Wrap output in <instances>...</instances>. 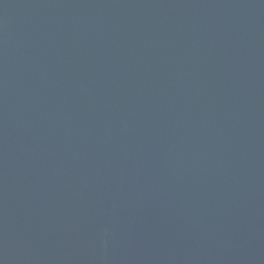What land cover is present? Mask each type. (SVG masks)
I'll use <instances>...</instances> for the list:
<instances>
[{"label": "water", "instance_id": "1", "mask_svg": "<svg viewBox=\"0 0 264 264\" xmlns=\"http://www.w3.org/2000/svg\"><path fill=\"white\" fill-rule=\"evenodd\" d=\"M0 264H264V0H0Z\"/></svg>", "mask_w": 264, "mask_h": 264}]
</instances>
